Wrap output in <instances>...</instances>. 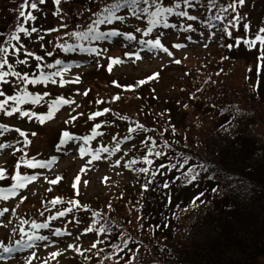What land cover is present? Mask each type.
Segmentation results:
<instances>
[{
    "label": "rangeland",
    "instance_id": "obj_1",
    "mask_svg": "<svg viewBox=\"0 0 264 264\" xmlns=\"http://www.w3.org/2000/svg\"><path fill=\"white\" fill-rule=\"evenodd\" d=\"M124 1L126 0H59L57 3L56 0H45L43 4H40L39 0H29V7L24 10L25 17L30 15L35 19L30 20L20 16L21 24L18 27H23L26 31H16L14 37L17 39H13L14 44L17 45L18 37L21 38L20 41L24 36L27 37L24 44L25 50L19 55L26 63L16 60L10 67V63L7 62L3 71L10 72L14 77L10 82L14 81L15 85L23 83L24 78L17 80L16 73L24 66L34 65L32 63L34 60L31 59L45 58L47 53L58 48L57 45H64L68 39L75 38L70 37V33L86 31L87 26L104 13L105 7L113 8ZM179 1L182 0H168V4H176ZM32 2L37 3L36 10L30 8ZM22 3L24 0H0L1 29L6 27L12 29L16 25L15 18H18ZM239 7L241 10L237 7L235 12L230 9V20L234 16H238L239 20L235 26L229 27L231 30L229 41L222 42L219 32H214L215 34L212 35L213 31L199 27L191 26L192 30L186 31L184 22L176 23L175 28L165 27L163 24V29L158 32L155 29L159 26H154L155 29L150 30L151 22L148 25L137 23L134 30L125 29L126 32L123 33L130 34L131 31L136 42L125 39L122 34L117 39L108 41L107 45H101L97 50L99 55L85 57L86 53L77 54V59L81 62L72 64L74 66L69 67L68 71L63 73L65 82L63 86L60 84L61 80L49 85L55 94L71 100L65 102L63 110L50 122H46L45 119L40 121L38 116L24 120L16 117L15 112L10 116L1 112L0 123L13 129L0 128L2 132L0 133V146H7L0 149V176L7 175L6 177L11 178L13 172L18 171L23 175L34 173L38 179L27 188L20 190L18 197L4 208L7 211H5L3 220L0 221V250L9 247L12 243L16 254L14 253L15 255L9 259L0 260V264H74L78 259L82 264L80 258L97 240L93 231L87 232V228L92 227L88 214L77 215L78 211L86 210L84 207L114 210L116 215L122 216L126 214H120L121 211H126L128 207L133 206L127 211H137V215L141 217L139 211L142 206L147 203V205L152 204L153 218L149 221L150 225L152 222H158L159 225L165 222L162 213L167 212L169 200L175 202L178 211H186L183 207L188 205L187 202L192 198L198 197L207 184L206 176L200 173L195 181L189 183L193 172L187 170L182 175L175 174L174 166L182 165L185 158L177 156L168 144H166L167 149L162 147V150L170 154L168 160H172L173 163L161 160L160 164H156L159 165L158 171L161 170L156 179V185L152 186L155 190H151V193L148 189L145 190V194H150L146 198V195L141 193L138 195L134 192L131 195L128 187L133 188L142 180H139L135 169L129 165L124 167L128 151L140 143V139H122L130 135L124 132L125 129L111 125L108 121L107 125L112 126V131L103 137L102 142L100 139L96 140L94 145L101 143L104 147L109 146L110 150L100 151L99 159L92 160V155L98 148L93 152L85 151L82 156L79 152V148L83 147V140L80 136H74L75 139L68 141L63 148L59 146L57 138L60 132L67 130L74 135H83L93 123L90 117L95 112L102 115L99 116L101 118L95 120H103L104 116L112 110L117 113L120 111L127 115L141 116L142 106L150 104L154 106L157 114H162L160 108L164 106L162 107L159 102L154 105L151 102L148 103L150 95L156 93L161 104L166 99L172 104L176 102L175 113L182 115L185 111L184 113L190 116L197 114L195 105L191 101L187 103L186 93H195L188 91V87L211 55L212 57L219 56L220 63L229 61L224 68V80L230 88L240 93L238 95L242 96L244 102L247 103L248 98L243 96L247 94V90H253L255 93L259 88L264 90V44L255 40L256 35H264L259 32L261 28H264V0H245L244 4ZM53 12L57 18L53 16ZM122 15H128V12ZM127 27L131 28V23H127ZM138 27L141 32L135 31ZM188 27L189 25L186 29ZM33 28L36 29L35 32L32 31ZM149 30L150 34L144 36L143 32ZM154 32L160 39L161 45L172 52V56H168L159 49H149L146 44L139 43L141 40L154 41L155 37H151ZM176 44H184L186 47H173ZM0 46L8 48L3 41ZM134 47H136L135 51L140 53L141 60L137 61L134 56L125 55L126 53H137L132 52ZM12 55H17V53L11 51L10 57ZM175 61H180V63ZM141 81L143 83H140ZM0 92L5 94L0 96V101H4L7 96H12L11 88L6 87L4 83L0 87ZM116 97L119 99H115ZM7 102L6 108L10 109L13 102L11 100ZM179 103H181L180 106ZM20 106L21 104L15 105L16 108ZM197 108L202 111L199 106ZM79 112H86L85 116L78 117ZM166 114L169 116V113ZM188 118L191 122L196 121H193V117L188 116ZM159 124L165 128H171L172 125L171 121L166 119ZM178 126L180 133H186L183 149L187 159L202 156L205 158L206 149L203 148V144L202 149L192 146L193 142L200 143L198 135L194 138L195 134L184 131L179 124ZM17 127L29 131L28 142H25L24 146V136L17 135ZM192 130L198 133L197 129ZM254 135L264 141V127L254 128ZM89 160L92 162L87 163ZM117 160H119V165L116 163ZM36 161H51V168L34 170L29 165L37 163ZM188 167L191 168L189 165ZM178 177L181 179L178 180ZM51 180H56V183H50ZM165 185L167 187H164ZM119 190L123 195L117 199ZM159 190H161L160 193ZM76 193H78V199H70ZM163 199L167 204H164ZM53 200L58 202L53 205ZM61 200L70 202L73 212L64 217L50 219V216L57 212L51 214L50 211L62 207ZM198 203L191 202L194 206ZM25 221L27 223H24ZM33 223L48 224L49 227L35 229L32 227ZM133 225L138 230L135 222ZM146 227V225L141 226L143 229L140 230L143 235ZM57 230L59 235H52ZM62 230H68L70 235H62ZM37 235L47 236V240H36L34 244L24 248L26 241H29V236ZM53 253L57 255L53 256ZM116 253L117 250L111 255L113 256L110 259L112 262L123 258V253ZM136 256H138L137 253L135 258ZM157 259L142 257L135 264L161 263V260ZM165 259L164 264H173L171 260L174 261L175 258L166 257ZM262 264H264V259Z\"/></svg>",
    "mask_w": 264,
    "mask_h": 264
},
{
    "label": "trees",
    "instance_id": "obj_2",
    "mask_svg": "<svg viewBox=\"0 0 264 264\" xmlns=\"http://www.w3.org/2000/svg\"><path fill=\"white\" fill-rule=\"evenodd\" d=\"M159 3L161 10L167 7L173 9V13L166 16V21L169 22H174L178 18L177 12L201 7L202 13L199 17L201 21L196 19L197 22L194 23L200 24L203 28L219 30L222 42L229 41V35L221 32L219 22L212 19L217 8L221 5L227 6L222 0H219L217 8L211 12L208 11L209 0H195L191 6L182 3L179 9H176L175 5L174 7L169 5L168 0H160ZM121 5L131 6L133 15L134 12L140 15L145 7L141 4L138 9L131 0ZM155 10V7L149 8L150 12ZM229 12L230 9L223 13L228 18L225 23L230 20ZM214 24L216 27H213ZM3 31L4 29L0 28V35L4 33ZM219 58L211 55L206 59L203 69L192 79L188 87V91L195 93H186L187 103L191 101L195 105L197 114L190 116L184 113L185 111L182 115L175 113L176 102L172 104L166 99L161 104L157 93L150 95L148 103L154 105L159 102L162 107L164 106L160 108L162 114H157L154 106L150 104L142 106L143 118L137 114H125L129 122L136 123V126L141 125V131H147L159 144L167 142L177 156H183L191 168L206 176L207 184L198 199L192 198L187 202L189 204L183 207L186 211H178L175 202L169 200L167 212L162 213L165 218L163 224L152 222L150 225L149 221L153 218L152 204L142 206L139 211L141 217L137 215V211H127L133 206L120 212L126 215L113 216L116 222L111 223L117 226L115 231H112L113 237L117 239L114 243L123 248L127 246V241L129 244H133V240L139 243L134 244L136 250H132L138 256L135 259L127 258L128 261L124 264H135L142 257L153 260L158 258L161 263H165L166 257L168 259L174 257V261L171 260L173 264H262L264 141L254 135V128L264 127V90L259 88L255 93L246 89L247 94L243 96L248 98L246 99L248 104L244 102V98L238 95L240 93L230 88L224 80V68L229 61L220 63ZM166 113H169V116ZM188 116L196 121L191 122ZM165 119L171 121V128L160 126L159 123ZM178 124L184 131L195 134L194 138L198 135L200 143L193 142L192 146L197 149L203 144V148L207 150L205 158L202 156L187 159L183 149L186 133L179 132ZM194 128L198 133L192 130ZM181 166L175 168L183 169L184 164ZM201 166L206 171H201ZM141 168H146L145 163L144 165L140 163ZM184 168L187 171L189 167ZM155 181L154 179V185ZM129 190L132 192L136 189L133 187ZM137 191L148 196L142 187ZM191 202L199 203L194 206ZM164 204H167L165 200ZM133 222L137 224L138 230L134 228ZM145 225L147 227L143 235L140 229ZM118 229H121V232ZM122 234H125L124 238ZM92 259H96L95 256ZM88 264L98 263L94 261ZM100 264H106L103 257L100 258Z\"/></svg>",
    "mask_w": 264,
    "mask_h": 264
},
{
    "label": "snow or ice",
    "instance_id": "obj_3",
    "mask_svg": "<svg viewBox=\"0 0 264 264\" xmlns=\"http://www.w3.org/2000/svg\"><path fill=\"white\" fill-rule=\"evenodd\" d=\"M44 2H45V0H39L40 4H43ZM56 2L59 3V0H56ZM182 2H183V4L185 6H191L195 2V0H182ZM131 3L133 5H136V7L138 9H139L141 4L145 5V7H143L142 11H143L144 14H146L148 16H158V15H160L161 11H163L165 13H172L173 12V9L171 7H167V8H164L163 10H161V6H160V3H159V0H151V2H150V0H131ZM217 4H219V0H209L208 11L211 12L214 8H217ZM243 4H244V0H232V3L228 4L227 6L221 5L219 8H217L216 15L213 16L212 19L219 22V24L221 25V32L222 33L230 35L229 27L230 26H235V24L239 20L238 16H234L231 20H228L227 24H225V20H227L228 18L226 16H224L223 13L228 12L229 9H231L233 12H235L236 9H237V6L238 5L242 6ZM27 7H29V0H24V3H22L20 5L21 11H20L19 15L22 18H27V19H30V20L31 19H35V17L30 16V15L25 17V11L24 10ZM118 7H122V5L117 4L113 8L105 7L104 10H103L105 15H103L100 18L94 19L91 22V24H89L87 26V30L86 31H83V32H72V33L69 34L70 37H75L78 40H84V39H87V40H99V39H102V38H107L109 36H120V35H122L121 32L116 31V30L107 31V32L98 30V26L104 25V24H110V23H112L113 19H115V20H122L123 19L122 17L115 15V8H118ZM150 7H155V9H156L155 12H150L149 11ZM180 7H181V3L178 2V3L175 4V8L176 9H179ZM30 8L32 10H36L37 9V3L32 2L30 4ZM138 14H139L138 12H134V15H138ZM176 15L177 16H181V17H186L187 20H189V21L197 19V17L188 15L187 12H177ZM169 26L175 28V25L165 24V27H169ZM213 27H216V25L214 24ZM185 30L186 31H191L192 30L191 26H189ZM17 31L18 32H24V31H26V29L23 28V27H18ZM32 31L35 32L36 29L33 28ZM135 31L136 32H141V29L138 27V28H136ZM259 32L260 33H264V28H261L259 30ZM149 34H150V30L143 32L144 36H148ZM211 34L214 35L215 33H211ZM123 35H124L125 39H128V40H134L135 39V36H133L131 34H123ZM10 39H17V37H10ZM255 40L259 41L261 44H264V35H256L255 36ZM7 43H8V41L6 40L5 44H7ZM139 43L141 45L146 44L149 49H159L162 52L166 53L168 56H172V52L169 51V49L167 47H163L161 45V41H160V39L158 37L154 41L151 40V39H149V40H141V41H139ZM249 43H251V42H249ZM57 47H62L65 52H67V51H75L77 48H80L81 50H84L80 44H75V45H72V44L57 45ZM173 47L181 48V47H186V45H184V44H176V45H173ZM87 51L89 53H94L96 55L100 54V53H98L96 51V49H93V48H89V49H87ZM0 52H3V53L7 54L9 52V48L0 46ZM48 55L51 56L52 54L48 53ZM125 55L129 56V57L134 56L135 60H137V61L142 59L140 53H138V52L137 53H126ZM36 59L39 61L42 58L41 57H36ZM175 62L176 63H180V61H175ZM22 63H26V61H22ZM6 64H7L6 60H0V69H3ZM56 66H61V67H59L56 71L49 72V73H44L41 70L40 81L39 82H43V81L47 80V81H50L51 83L55 84L56 83L55 77H60L63 72H67L68 71V69L66 67L62 66V62L60 60H56L55 64H47V65H45V67H47V68H54ZM38 67H39V65H38ZM9 75H11V73L8 72V71H0V81L4 80V78L9 76ZM16 75L19 76L20 74L16 73ZM24 81H28V77L27 76H24ZM31 82L32 83H36L37 81L33 80ZM64 83H65L64 80L61 79V81H60L61 86H63ZM140 83H143V81H141ZM4 95L5 94L3 92H0V96H4ZM30 98H31V102L33 104H36V103H38L40 101L41 97H40L39 94H36L34 97H30L29 93H25V94H23L21 96H17V95L7 96L4 101H0V110H3L5 115H9L10 116L15 111H18V109L15 107V105L24 103L26 100H29ZM115 99H119V97H116ZM8 100H11L13 102V105H12V107L10 109L6 108V102ZM61 103H65V101L62 98L61 99H57L54 102L55 105H59ZM20 114H21V117H26V116H29V115H33V114H30L29 112H26V111L21 112ZM45 115L47 117L51 118L52 117V111L50 110L46 114H41L37 118L40 121H43L45 119ZM95 115L99 116L100 113L99 112L95 113ZM72 118L75 119V117H72ZM90 119H91V117H90ZM0 128H2V126H0ZM16 131L19 132L20 136H25V133L23 131H20L19 129H16ZM130 131H131V129H130ZM33 135H35V133H33ZM63 136L65 138H67V140L75 139L74 137L70 136L68 131H65L63 133ZM89 139H90V137H85L84 138L85 143H87ZM67 140H61L60 143L63 145L65 143H67ZM25 142H27V141H25ZM152 143H153V145H155L156 142L153 141ZM3 147H7V146H0V149H2ZM117 150H119V149L117 148ZM100 151L108 152L109 150L107 148L97 149L96 153H94L92 155V160L99 159V152ZM79 152L83 156V154L85 153V148L84 147H80L79 148ZM149 154H152V149L151 148H149ZM155 155L159 156V155H161V153H155ZM92 160L87 161V163H91ZM143 162L145 164L149 163V161L147 159V156H145ZM116 163H117V165H119V160H117ZM185 163H187V161ZM29 166L30 167L38 166L39 168L43 169V168L48 167V164L47 163H39L37 165L34 162V163L30 164ZM124 167H128V164H125ZM140 170L142 172H147L146 168H141ZM188 171L193 172V175L189 179V183H191L192 181H195L197 179V177L200 175L199 172H195V170H193L191 168H189ZM201 171H206V170L203 169V167L201 166ZM29 179H33V178L32 177H25L24 180L20 181L18 187L22 188L24 186L25 180H29ZM50 183L55 184L56 180H51ZM165 187H167V185H165ZM198 198L199 197H197L196 199H198ZM57 202H58L57 200H53L52 204L55 205ZM77 206H79V205L77 204ZM4 211H7V209H5ZM67 211H71V209H68L66 211H60L58 213L59 217H64L67 214ZM0 215H3V212H0ZM41 215H43V213H41ZM24 223H27V221H25ZM32 227L35 228V229H41V228H47L48 225L47 224H35V223H33ZM92 231H93L92 227H88L87 228V232H92ZM105 231H107V229H105V228L99 229V232L101 234H103ZM52 235H59V231L57 230V231L53 232ZM33 239H35V240H47V236H41V235L29 236V241H31ZM91 247L95 248L96 247V243H92ZM3 251L5 253H10L12 251V249L11 248H4ZM52 255L56 256L57 253H53Z\"/></svg>",
    "mask_w": 264,
    "mask_h": 264
}]
</instances>
